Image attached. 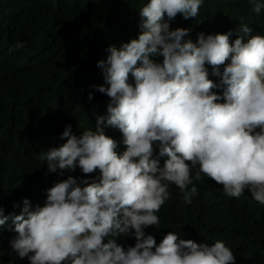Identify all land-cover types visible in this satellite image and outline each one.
Here are the masks:
<instances>
[{
  "label": "clouds",
  "instance_id": "9594fccd",
  "mask_svg": "<svg viewBox=\"0 0 264 264\" xmlns=\"http://www.w3.org/2000/svg\"><path fill=\"white\" fill-rule=\"evenodd\" d=\"M208 1L146 0L136 11L137 38L108 41L91 56L103 78L96 73L89 84L87 99H97L91 127L61 122L48 149L36 151L56 183L37 194L23 186L11 201L17 209L0 207L14 257L29 264H235L222 240L198 244L172 231L156 243L144 231L159 228L169 184L191 204L202 174L225 196L247 189L264 205V35L240 23L237 37L230 27L185 40L190 28L174 18L197 17ZM262 8L264 0H255L252 10ZM160 157H167L163 166ZM57 169L68 177L59 182ZM97 170L91 183L75 178ZM128 236L134 245L122 247L118 239Z\"/></svg>",
  "mask_w": 264,
  "mask_h": 264
},
{
  "label": "trees",
  "instance_id": "16d2710c",
  "mask_svg": "<svg viewBox=\"0 0 264 264\" xmlns=\"http://www.w3.org/2000/svg\"><path fill=\"white\" fill-rule=\"evenodd\" d=\"M70 2L76 5H69ZM144 2L146 0H60L53 8L52 0H0V104L7 107L0 111V132L5 133L0 138L5 153V156L0 155V205L5 200L4 195L12 201L23 186L37 192L40 188L47 189L45 185L50 179L52 186L56 183L53 172H47L40 161H32L31 158H37L35 148H46L58 125L66 124L65 120L91 127L90 115L97 99H87L89 84L97 80V74L99 79L102 75L89 60L108 41L137 38L140 28L135 22L136 11ZM254 2L209 0L200 6L197 17L185 20L178 13L174 19L192 27L191 33L196 38L201 31L207 34L230 27H235L229 30L237 37L235 30L240 23H247L253 30L251 34L264 35V8L259 14L255 13ZM18 41L23 42V46L17 49ZM83 79L86 85L77 87ZM98 98L108 97L103 94ZM29 112L33 115H27ZM25 114L30 126L18 124ZM35 129L36 132L32 131ZM28 132L33 133L27 135ZM46 132L50 134L41 139L40 135ZM80 133L75 132V135ZM19 135L22 139L31 138L36 147L22 149L24 141L19 143L16 138ZM157 152L154 145L153 156ZM9 157L13 158V163ZM18 158L28 160L25 169L30 168L29 173L17 175ZM166 158H159L160 166ZM2 163H12L10 167L15 169ZM57 171L59 182L68 177L66 169ZM92 173L91 178L98 177V170ZM193 183L197 193L191 204H183V193L169 184V198L157 213L159 228L149 225L144 229L145 234L153 235L156 243L172 231L178 238L192 239L198 244L211 245L222 240L233 252L235 264H264V205L254 201L247 189L239 198L225 196L222 185L203 174ZM5 205L9 207L6 202ZM11 238L13 235L7 233L5 224L0 225V264H29L26 257L12 255L15 252L10 248ZM117 242L122 247L132 246L135 238L121 237Z\"/></svg>",
  "mask_w": 264,
  "mask_h": 264
},
{
  "label": "water",
  "instance_id": "95a60500",
  "mask_svg": "<svg viewBox=\"0 0 264 264\" xmlns=\"http://www.w3.org/2000/svg\"><path fill=\"white\" fill-rule=\"evenodd\" d=\"M190 29H191V27H189ZM189 29V32L187 33V36H186V38H184L185 40H187V39H191L192 41H195L196 40V36L194 35V34H192ZM69 47V46H68ZM100 79L101 80H103V78H102V76L100 77ZM84 79L82 80V81H80V82H78L77 83V87H84L86 84H84ZM81 91H83V90H81ZM1 93V92H0ZM100 95H103L102 93H100L99 91H95V92H93V97L94 96H100ZM77 102L76 101H74V104H76ZM5 108H7L5 105H3V104H0V111L2 110V109H5ZM27 115H33V113L32 112H29ZM26 114L25 115H22L21 117V120H19L18 121V124L19 125H21V126H30V120L28 119V116H27ZM32 131H35L36 132V129L35 130H32ZM33 132H28L27 133V135H31ZM48 134H50L49 132H46V134L45 135H40V136H42L41 137V139H46L47 138V135ZM5 135V133H3V132H0V138H2L3 136ZM39 136V135H38ZM21 137V135H19L18 137H16L17 139H18V141H19V143H22V141H24L23 142V144H22V146L24 147V148H22V149H24V150H27V147H31V146H33L32 144H33V140L31 139V138H25V139H22V138H20ZM48 137H50V135L48 136ZM39 138V137H38ZM50 141H51V139H50ZM48 146H50V144L48 145ZM0 155H4L5 156V153H3V143H1L0 144ZM33 147H36V146H33ZM35 150L36 151H39V149L38 148H35ZM32 159V161L33 162H35V161H39V158H38V156H37V158L36 157H33V158H31ZM9 160H10V162H12L13 163V158L12 157H9ZM18 160H20V166L18 165V167H19V169L20 170H18L17 171V175H21V173H25V172H27V173H29L30 171H31V169L29 168V169H25V166L26 165H28V160L26 159V158H22V159H20V158H18ZM12 163H4L5 164V166L7 165V164H9L8 166L10 167L11 166V164ZM3 164V163H2ZM3 164V165H4ZM31 165V161L29 160V166ZM34 165V164H33ZM6 168H8V167H6ZM12 168H14V167H10V169H12ZM15 169V168H14ZM91 175H93V173L92 174H90V173H87V175L85 174V173H83V174H81L80 176H79V179H86L87 181H88V183H91L90 181H89V179L91 178ZM52 184H53V182H52V180L50 179V181L49 182H47L46 183V188H49V187H51L52 186ZM3 198H5V202L6 203H8L9 204V207H7V205H5V202L3 201V203L0 205V207H2L3 209H4V211H7L8 209L10 210L11 209V211H14L15 209H17V206L16 207H13V205L14 204H12V202L10 201V197L8 196V195H4V197Z\"/></svg>",
  "mask_w": 264,
  "mask_h": 264
},
{
  "label": "bare ground",
  "instance_id": "6f19581e",
  "mask_svg": "<svg viewBox=\"0 0 264 264\" xmlns=\"http://www.w3.org/2000/svg\"><path fill=\"white\" fill-rule=\"evenodd\" d=\"M69 5H76V3H73V2H70L69 3ZM19 8V7H18ZM240 11V10H239ZM2 18H3V15H2ZM2 27V26H1ZM1 29V28H0ZM23 43V42H22ZM53 46H55V45H53ZM58 47V46H57ZM52 55V54H51ZM54 59V58H53ZM30 64H33V63H30ZM3 99V98H2ZM7 110V109H6ZM37 191V190H36ZM39 191V190H38ZM37 191V192H38ZM37 192H36V194H37ZM41 196H44V195H42V194H40Z\"/></svg>",
  "mask_w": 264,
  "mask_h": 264
}]
</instances>
